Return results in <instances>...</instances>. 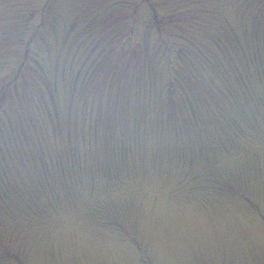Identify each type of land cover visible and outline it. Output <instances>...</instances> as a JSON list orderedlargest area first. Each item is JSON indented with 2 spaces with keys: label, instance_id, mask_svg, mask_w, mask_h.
I'll return each instance as SVG.
<instances>
[{
  "label": "rangeland",
  "instance_id": "obj_1",
  "mask_svg": "<svg viewBox=\"0 0 264 264\" xmlns=\"http://www.w3.org/2000/svg\"><path fill=\"white\" fill-rule=\"evenodd\" d=\"M0 264H264V0H0Z\"/></svg>",
  "mask_w": 264,
  "mask_h": 264
}]
</instances>
